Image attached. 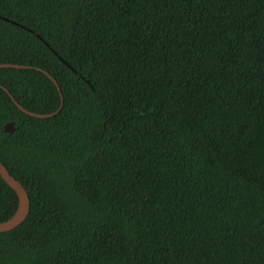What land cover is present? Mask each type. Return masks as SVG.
Wrapping results in <instances>:
<instances>
[{"label": "trees", "instance_id": "obj_1", "mask_svg": "<svg viewBox=\"0 0 264 264\" xmlns=\"http://www.w3.org/2000/svg\"><path fill=\"white\" fill-rule=\"evenodd\" d=\"M0 14V264H264V0Z\"/></svg>", "mask_w": 264, "mask_h": 264}, {"label": "water", "instance_id": "obj_2", "mask_svg": "<svg viewBox=\"0 0 264 264\" xmlns=\"http://www.w3.org/2000/svg\"><path fill=\"white\" fill-rule=\"evenodd\" d=\"M0 17L4 18L5 20L11 21L12 23H18V22L14 21V20L6 17V16L1 15V14H0ZM38 36H39V38H42L40 35H38ZM45 43L47 45H49V43H47L46 41H45ZM54 52L56 53V51H54ZM60 59L65 64H67L69 67L72 68L71 64L69 62H67L64 58H62L60 56ZM0 67L31 68L32 66L2 63V64H0ZM36 69H38V70L44 72L46 75H48L53 80V82L56 84V86H57V88L61 94V98H62L61 106L59 109H57L56 111H54L52 113L43 114V113H37V112H33V111L26 109L16 100V98L10 93V91L6 87H4L2 85H0V86H2L6 91L9 92V94L11 95V98L13 99L15 104L18 106V108H20L25 113H27L31 116L39 117V118L51 117L61 110L63 103H64L63 93H62V90H61V87H60L58 81L48 71H46L40 67H37ZM14 130H15V123L14 122H8L5 125V131L11 133ZM0 175L16 191L17 196H18V207H17V210L15 211V213L13 214V216H11L7 220L0 221V232H6V231H10V230H13L14 228L18 227L28 217V215L30 213V208H31V199H30L29 192H28L27 188L24 186V184L20 180H18L14 175L11 174V172L9 171V169L7 168V166L3 163V161L1 159H0Z\"/></svg>", "mask_w": 264, "mask_h": 264}]
</instances>
